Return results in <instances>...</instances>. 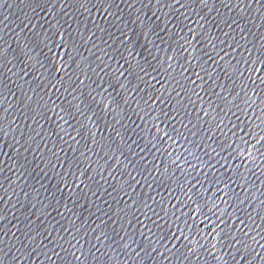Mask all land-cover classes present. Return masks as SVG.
<instances>
[{"label": "water", "instance_id": "water-1", "mask_svg": "<svg viewBox=\"0 0 264 264\" xmlns=\"http://www.w3.org/2000/svg\"><path fill=\"white\" fill-rule=\"evenodd\" d=\"M0 264H264V0H0Z\"/></svg>", "mask_w": 264, "mask_h": 264}]
</instances>
